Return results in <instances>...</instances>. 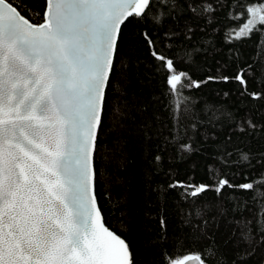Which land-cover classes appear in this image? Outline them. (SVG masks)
<instances>
[{
  "label": "trees",
  "instance_id": "obj_1",
  "mask_svg": "<svg viewBox=\"0 0 264 264\" xmlns=\"http://www.w3.org/2000/svg\"><path fill=\"white\" fill-rule=\"evenodd\" d=\"M13 3L42 22L45 0ZM207 4L212 11H204ZM240 11L233 0H152L148 14L121 26L97 133L94 191L132 264L196 254L205 264H264V183H256L264 180V98L250 95L264 97V31L232 39L246 19L233 18ZM167 60L187 74L176 93ZM242 69L246 90L221 79ZM222 177L254 188L217 193ZM201 184L211 187L190 195Z\"/></svg>",
  "mask_w": 264,
  "mask_h": 264
},
{
  "label": "snow or ice",
  "instance_id": "obj_2",
  "mask_svg": "<svg viewBox=\"0 0 264 264\" xmlns=\"http://www.w3.org/2000/svg\"><path fill=\"white\" fill-rule=\"evenodd\" d=\"M233 3L241 9L233 18L246 19L232 39L264 31V0ZM151 5L45 0L42 22L35 24L13 0H0V264H132L129 245L105 225L97 205L94 152L121 26L144 17ZM166 67L167 84L176 93L187 74L177 73L172 60ZM244 71L221 79H234L246 90ZM248 126L256 127L250 120ZM210 187L201 184L190 195ZM226 187L247 191L254 183L235 185L222 177L214 190ZM187 261L204 264L199 254L170 264Z\"/></svg>",
  "mask_w": 264,
  "mask_h": 264
},
{
  "label": "water",
  "instance_id": "obj_3",
  "mask_svg": "<svg viewBox=\"0 0 264 264\" xmlns=\"http://www.w3.org/2000/svg\"><path fill=\"white\" fill-rule=\"evenodd\" d=\"M39 24V23H38ZM111 230V229H110ZM186 264H198V262L195 261H187ZM205 264V263H204Z\"/></svg>",
  "mask_w": 264,
  "mask_h": 264
}]
</instances>
